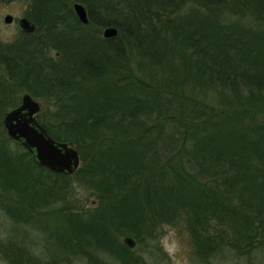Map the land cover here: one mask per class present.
I'll list each match as a JSON object with an SVG mask.
<instances>
[{
	"label": "trees",
	"instance_id": "1",
	"mask_svg": "<svg viewBox=\"0 0 264 264\" xmlns=\"http://www.w3.org/2000/svg\"><path fill=\"white\" fill-rule=\"evenodd\" d=\"M75 1L88 12L89 22L81 23L88 26L92 22V0ZM111 1L110 11L116 2H124ZM127 1V10H119L118 15L103 22L117 29L116 36L124 32V40L143 54L139 52L136 61L142 67H151L147 68L148 77L159 82L133 89L116 80L120 69L116 68L119 59L114 58L119 57L121 41L116 42L115 36L102 50L95 47L97 63H90L87 57L74 65L73 75L78 73L81 81L71 83V92L65 90L74 103L72 112L61 122V136L62 140L84 144L82 149L89 155L81 169L95 176L90 179L93 186L96 182L105 187L100 190L104 204L109 206L86 224L67 218V227L62 228L65 249L71 251L67 254L89 257L84 253L93 245L130 264L131 249L120 237L136 238L139 230L150 223L147 231L166 225L184 230L201 262L226 251L224 254L230 255L229 250L245 255L258 239L264 244V119L257 121L249 112L251 106L255 109L264 101V32L256 33L250 27L240 30L237 22L225 26L228 16L224 10L229 7L236 14L240 11L259 21L264 16V0ZM190 1L191 9L182 11ZM7 49L9 54L10 47ZM18 55L10 57L18 60ZM26 58L18 61L16 75L33 73L34 82L41 73ZM170 60L176 69L169 66ZM86 62L90 65L85 67ZM85 68L92 83L81 78ZM51 77L47 75V83L55 87L57 83ZM97 81L114 83L99 92L94 90ZM243 90L251 105L240 113L238 106L244 96L240 101L235 98ZM210 91L224 98L231 93L228 100L234 101L229 104L224 98L216 102H209L206 96L202 99ZM86 100L90 105L81 110V101ZM111 142H119L122 150L116 152ZM19 148L20 157L0 149V204L13 220L26 218L11 211L7 192L14 189L20 200L18 206L25 204L27 211L40 203L42 189L29 178L33 175L31 169L26 164L20 167L19 161H25L26 156L30 162L34 160L22 145ZM167 151L169 155L164 154ZM136 153L141 154L137 160ZM154 158L161 166L155 171L163 173L165 165L173 166L174 177L170 185L142 188L140 178ZM54 187L55 183L48 185V189ZM119 190L130 196H123ZM114 201L117 203L111 205ZM2 250L14 264L29 260V255L13 243L2 246Z\"/></svg>",
	"mask_w": 264,
	"mask_h": 264
},
{
	"label": "rangeland",
	"instance_id": "2",
	"mask_svg": "<svg viewBox=\"0 0 264 264\" xmlns=\"http://www.w3.org/2000/svg\"><path fill=\"white\" fill-rule=\"evenodd\" d=\"M122 1L124 2H116V6H113V10L110 11L111 0H92L90 5L92 22L88 26H83L75 17L73 3L78 2L75 0H37V2L36 0H0V101L2 102L0 110V149L15 156H22L20 152L22 149L19 148L21 145L19 146L16 141L8 136L3 125V118L5 113L18 106L21 103V97L28 93L39 103L40 109L36 115L38 122L45 127L48 134L54 139L58 138L56 140L67 142L74 147L80 158L79 165L73 173H57L59 176H56L55 172L38 166L35 162H30L28 156H26L25 161H19V164H22L20 167L26 164L27 166H25L31 169L29 171L33 175H30L29 178H32L33 182L35 180L37 188H42L39 196L40 203L37 204L36 208L24 211L26 205L18 206L20 200L17 199L15 190L10 189L7 192L6 202L11 207V211L26 219L21 220L18 218L19 220H13L11 215L0 204V264H14L11 256H7L2 250V246L9 242L13 243L16 249L23 250L29 255L27 256L29 260L26 264H123L116 256L108 251H102L101 248L97 249L93 245H90L89 249L87 248L84 253V255L89 254V257L67 254L71 253V251L65 249V235L62 234V228L67 227L69 223L67 218L71 217L76 222L79 221L82 224H86L92 222L96 213L102 214L106 212V206L109 205L104 204L105 200L100 190L105 187L96 182L93 186L90 183V179H94L95 176H92V173L89 172L84 173L81 169L85 166L88 158L86 156L89 155L88 151H83L82 149L84 144L81 141L78 144L73 139L62 140L61 136V133L63 135L61 122H64V117H68V114L72 112L71 108H73L72 104L74 103L71 97L68 98L70 93L68 94L65 90L68 89L71 92L69 88L71 83L75 80L77 83L81 81L78 73L73 75L74 65L77 62H83L87 57L91 59L90 63H97L96 54L98 53L95 52L97 46L102 50L106 43L113 38L103 37L104 28L109 26L104 24V22L106 19L111 20L112 17L118 15L117 12L119 10H127L128 7L125 5L128 1ZM192 4L191 1L185 3L182 11L187 9L189 11ZM197 5L201 7L199 2ZM131 8L139 11L132 4ZM230 9L228 7L224 10L228 16V19L225 20V26L232 22H237L240 30L250 27L256 33L264 32V16L257 21L250 15H243L240 11L236 14ZM7 14L13 17V21L10 23L4 22V17ZM21 17H26L34 23L35 30L31 35L21 33L18 30L17 22ZM99 20L104 21L102 25L97 24ZM124 37L123 31H120L115 36L116 42L121 41L119 57L114 58L115 60L119 59L116 68L120 69L115 75L116 80L133 89L157 85L159 81L151 80L148 77L147 70L151 67H142L135 59L139 58V52L141 53V51L132 46L127 40H124ZM88 40L89 42H87ZM7 47H10L9 54L6 52L8 50ZM16 53L19 54L17 56L18 60L10 57L12 55L16 56ZM26 56V59L29 58V64L32 63V66L43 74H39L34 82L32 80L34 79L33 73H27L24 77L16 75L18 61L21 62L22 57L25 58ZM58 64H61L60 67L62 69L58 68ZM64 64L66 65L64 66ZM86 64L87 66L90 65L86 62L84 63L85 67ZM169 66L176 69L171 60ZM167 69L171 74L168 66ZM190 69L194 71L193 65H190ZM81 72V78L83 77L84 81L89 79V83H92L91 74L86 72V68L82 69ZM48 74H52L51 79L57 83L55 85L57 89L47 83ZM113 83L114 81H102L100 83L97 81L94 84V90L97 89V91L102 92L104 87L109 88ZM28 86H30V89L26 88ZM217 94L210 91L208 95H202V99L206 96L209 102L221 101L224 95ZM241 94L235 98L236 101H240L244 96L241 107L238 106L240 113L244 107L249 108V105H251L249 103L250 100L247 99L246 91L243 90ZM226 95L227 97L224 98V101H229V104H231L234 100H228V98L232 94L227 93ZM5 97L11 98L3 101ZM252 104H255V102ZM89 105L90 102L88 100L81 101L80 109L87 108ZM65 112L67 113L66 115H64ZM249 112L252 115L255 114L257 121L263 120L264 101L261 105L256 104L255 109L251 106ZM75 139L78 140V137ZM111 143L112 148L116 152L122 150L119 142ZM79 146L84 154L78 149ZM164 154L169 155L170 152L167 151ZM140 155L136 153L134 159L137 160ZM157 160V158H154L149 163L150 167L146 173L141 176L142 188L147 185L152 188L157 185H170L174 177V167L165 165L167 167L166 170L163 173L162 171L158 172L157 166H160V162ZM6 164L9 165L8 162ZM25 173L23 172V174ZM183 176L186 177L184 174ZM51 183H55V187L48 189V185ZM141 184L138 186L141 187ZM119 193H124L123 196L126 197L130 196V193L125 190H119ZM28 200L27 198L26 202ZM115 203L117 201H114L111 205H115ZM149 226L150 223L141 228L142 230H139L140 232L136 238L129 235L135 242L134 246L129 248L131 249L129 254L133 259L130 258V264H264V244L262 239L255 241L251 250L245 255L235 254L229 250L231 252L230 255H225L226 251L215 255L213 260L209 259L201 262L191 250L188 236L184 230L178 229L177 226L166 225L157 226L151 231H147ZM69 236L71 234L67 235L66 238ZM125 236L120 237L121 242H123ZM258 241L262 243H258ZM75 243L78 244V242ZM126 247L128 248V246Z\"/></svg>",
	"mask_w": 264,
	"mask_h": 264
},
{
	"label": "water",
	"instance_id": "3",
	"mask_svg": "<svg viewBox=\"0 0 264 264\" xmlns=\"http://www.w3.org/2000/svg\"><path fill=\"white\" fill-rule=\"evenodd\" d=\"M73 10L82 24L89 22L85 7L78 2L73 3ZM12 15L4 17L5 23L12 22ZM18 26L22 32L32 33L35 25L26 17L19 20ZM117 29L108 26L103 30V37H114ZM40 109L39 103L28 93L21 97V103L5 113L3 125L8 136L22 145L32 156L34 162L52 172L61 174L73 173L79 165V154L69 143L54 139L40 124L36 115ZM123 243L132 248L134 240L126 235Z\"/></svg>",
	"mask_w": 264,
	"mask_h": 264
},
{
	"label": "flooded vegetation",
	"instance_id": "4",
	"mask_svg": "<svg viewBox=\"0 0 264 264\" xmlns=\"http://www.w3.org/2000/svg\"><path fill=\"white\" fill-rule=\"evenodd\" d=\"M21 18H23V17H21ZM21 18H20V19H21ZM20 19H19V20H20ZM19 20H18V22H19ZM12 21H13V18H12ZM18 22H17V28H18V30H19L21 33H26V32H22V31L20 30V28H19V26H18ZM31 22H32V21H31ZM32 23H33V22H32ZM33 24H34V23H33ZM27 34H32V33H27Z\"/></svg>",
	"mask_w": 264,
	"mask_h": 264
}]
</instances>
